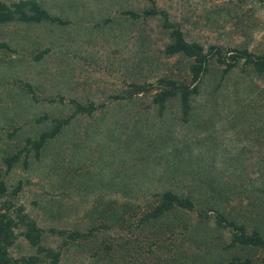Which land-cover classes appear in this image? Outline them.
Wrapping results in <instances>:
<instances>
[{"label": "rangeland", "instance_id": "rangeland-1", "mask_svg": "<svg viewBox=\"0 0 264 264\" xmlns=\"http://www.w3.org/2000/svg\"><path fill=\"white\" fill-rule=\"evenodd\" d=\"M11 1V0H6ZM61 20L0 24V167L16 200L45 231L87 230L54 264H226L232 254L264 258V249L230 245L214 211L264 234V72L240 62L227 73L211 59L191 110L179 97L159 112L152 92L132 82L171 76L189 81V58L167 55L158 16L133 17L150 0H38ZM189 39L264 51V0H155ZM72 99L102 103L76 113L10 168L4 156L27 137L72 113ZM171 188L194 209L175 207L144 222L153 194ZM11 255L35 252L23 235ZM46 262L38 264H49Z\"/></svg>", "mask_w": 264, "mask_h": 264}, {"label": "trees", "instance_id": "trees-1", "mask_svg": "<svg viewBox=\"0 0 264 264\" xmlns=\"http://www.w3.org/2000/svg\"><path fill=\"white\" fill-rule=\"evenodd\" d=\"M150 4L140 11L135 9H124L133 17L158 16L161 24L167 30L169 40L164 44L163 52L167 55L182 54L189 58L188 73L189 81L179 80L171 76H159L153 81L132 82L135 92H152V101L157 104L159 112H162L166 102L173 96L179 97L182 116L186 119L191 110V97L199 92L201 76L208 69L211 59L223 65L222 73L225 74L240 62L249 64L258 73L264 72V51L255 52L248 47L234 46L224 48L216 43L204 44L196 39L187 38L181 23L173 19L167 9L150 0ZM61 20L58 16L52 15L38 0H0V24L11 21H43ZM0 46H7V43L0 41ZM74 109L66 117L56 118L50 128L43 129L36 137H27L24 145L10 155L4 156L7 168H10L21 155L24 156V163L30 150L39 154L47 140L54 137L60 129L76 113L91 114L95 109L102 106L92 100L82 103L72 99ZM20 188L17 184L12 189L3 177V170L0 167V264H38L46 262L56 263L61 255L62 246L70 239L85 238L92 234L93 227L87 230L70 229L66 227L49 226L48 231L65 238L61 246L53 247L45 245L42 237L45 229L38 224L25 206L17 202L16 196ZM153 201L145 209L142 216L144 222H150L160 217L165 212L181 207L194 209V200L186 194L167 188L153 194ZM215 222L230 233V245L256 247L264 249V234L260 229L253 227L248 229L245 223L239 222L220 210L213 213ZM19 235H23L27 241L35 246L34 253L13 256L10 253V246ZM226 264H264V258L254 259L251 256L232 254Z\"/></svg>", "mask_w": 264, "mask_h": 264}]
</instances>
